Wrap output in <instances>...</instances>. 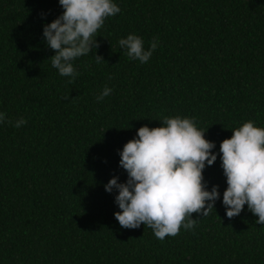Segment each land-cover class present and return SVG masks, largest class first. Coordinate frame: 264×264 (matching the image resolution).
Instances as JSON below:
<instances>
[{"label": "trees", "instance_id": "1", "mask_svg": "<svg viewBox=\"0 0 264 264\" xmlns=\"http://www.w3.org/2000/svg\"><path fill=\"white\" fill-rule=\"evenodd\" d=\"M113 2L121 11L72 61L73 79L51 66L43 37L58 0H0V264H264V225L247 205L226 217L219 153L244 122L264 128V0ZM129 34L145 50L156 42L146 63L120 48ZM175 116L215 144L203 177L220 197L192 214L194 228L159 240L143 224L122 228L104 185L126 182L119 152L138 128Z\"/></svg>", "mask_w": 264, "mask_h": 264}, {"label": "clouds", "instance_id": "2", "mask_svg": "<svg viewBox=\"0 0 264 264\" xmlns=\"http://www.w3.org/2000/svg\"><path fill=\"white\" fill-rule=\"evenodd\" d=\"M63 12L43 26L46 45L55 53L49 59L51 66L62 77L75 78L78 73L72 61L88 55L98 48L97 32L105 19L115 16L121 9L113 0H58ZM121 49L133 60L146 63L156 49L155 41L144 49L143 40L129 34L119 40ZM96 61L105 62L96 55ZM72 82L71 80L69 81ZM104 87L97 101L111 93ZM64 99H69L65 96ZM5 114L0 113V123ZM15 128L26 124L24 118L13 122ZM162 126H141L136 137L128 140L119 152V166L127 173L125 183L112 177L104 189L111 193L116 189L115 203L120 211L114 213L122 228L135 229L143 224L152 229L154 236L163 240L176 236L180 229L190 230L197 221L192 214L207 216L214 210L220 197L218 186L206 190L203 169L217 159L211 150L215 144L205 139V131L199 130L193 119L163 117ZM230 138L219 145L221 168L227 187L222 204L226 217L238 216L247 209L264 225V128L246 121L232 129Z\"/></svg>", "mask_w": 264, "mask_h": 264}]
</instances>
